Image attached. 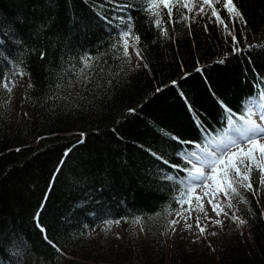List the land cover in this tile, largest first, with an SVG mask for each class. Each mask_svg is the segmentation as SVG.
Here are the masks:
<instances>
[{
	"label": "trees",
	"instance_id": "trees-1",
	"mask_svg": "<svg viewBox=\"0 0 264 264\" xmlns=\"http://www.w3.org/2000/svg\"><path fill=\"white\" fill-rule=\"evenodd\" d=\"M233 3L244 19L216 4L221 24L149 0H0V82L19 85L0 87V264H264V174L236 185L245 223L195 225L193 246L170 223L185 153L264 110V0Z\"/></svg>",
	"mask_w": 264,
	"mask_h": 264
},
{
	"label": "snow or ice",
	"instance_id": "snow-or-ice-1",
	"mask_svg": "<svg viewBox=\"0 0 264 264\" xmlns=\"http://www.w3.org/2000/svg\"><path fill=\"white\" fill-rule=\"evenodd\" d=\"M160 4L168 9V15L171 16L172 9L177 5L192 12L195 7V0H149V10L152 15H159V12H156L155 9L159 7ZM216 4H221L234 18H239L241 21L244 19L242 13L234 5L233 0H201L199 8L200 14H204L206 9H210L211 15L216 17V19L223 24L224 21L219 15ZM185 19H188V17L185 16ZM160 23V20H156L157 27L160 26ZM131 35L132 30L131 27L128 26L127 30L122 33L121 37L123 40L124 56L129 55L127 38ZM135 40L138 42L139 37H135ZM233 40H235V37H233ZM137 55H139L138 51ZM89 59L91 58L85 59V67L89 66ZM9 83H13V86L9 87ZM14 86V82L9 81L7 77L4 78L3 82H0V87L8 93L12 92ZM241 119H244V117H241ZM261 119H264V114H262ZM245 123L247 127L239 133L240 140L244 142L243 144L240 143V140L232 139L229 144L223 145L218 153L208 152L207 149H202V151L206 153L204 158H201L195 152L190 154L185 153V158L189 163H192V158H195L198 162L192 163L191 169H188V188L186 193L181 194V198L178 201L181 204L182 209L185 203L188 204L187 209H183V211L177 213L178 216H181V218L185 220L186 228L191 229L192 225L187 223L189 217L184 216V212H188L189 214L192 211L201 212L204 213V216L207 218V211L204 208L202 198L199 195H195L196 187L203 186L207 189V191L204 192V195L209 197L208 203L211 204L212 211L215 212L217 216H220L221 214L228 216L229 213L225 211V205L216 200L217 195L223 194V196L227 198L228 203L226 207L230 209L234 207L231 202L232 197L240 195L236 185L251 191L252 183L250 173L252 171H257L258 174H264V163L257 162L258 159L264 161V142H262L264 141V127H261L251 118V110L249 111ZM244 145L247 147L245 148ZM196 147L199 148V145ZM165 163H167V161H165ZM169 178L171 179V177ZM232 219L238 221L240 224L245 223V221L240 220L239 217L235 216L234 213L232 214ZM107 223L110 226L113 222L108 221ZM115 223H119V221H115ZM134 223H140L139 218L134 221ZM170 223L175 225L179 223V221L173 220ZM214 223L222 225V221L218 219L215 220ZM196 227L200 234L203 235L205 227L201 226L199 216L196 218ZM41 231L44 232L45 230L41 227ZM213 235H215V233H213ZM45 239H48L47 236H45ZM48 242L52 244L53 247H56L52 241L49 240ZM57 251H59L58 248Z\"/></svg>",
	"mask_w": 264,
	"mask_h": 264
},
{
	"label": "rangeland",
	"instance_id": "rangeland-1",
	"mask_svg": "<svg viewBox=\"0 0 264 264\" xmlns=\"http://www.w3.org/2000/svg\"><path fill=\"white\" fill-rule=\"evenodd\" d=\"M200 2L201 0H195V7L193 9L194 12H199V8H200ZM207 10V9H206ZM129 42H131L129 40ZM128 51L129 53L133 56L134 52H133V48L131 47V44L129 43L128 45ZM15 86L13 87L12 92L10 93L11 98H15L17 99L19 97V85L18 82L14 84ZM9 86H13L9 83ZM251 118L253 120L256 121L257 124H259L261 127H264V119H261L262 114H264V110L261 106H257V105H253L251 108ZM249 114V113H248ZM233 139H237L240 140V135L239 132L237 134L234 135ZM264 142V141H262ZM240 143L243 144L244 142L242 140H240ZM225 144H229L228 142H223L221 143L218 148H214L213 146L210 147V149H208V152H219L220 148L225 145ZM245 148L247 147L246 145H244ZM198 156H200L201 158H204L206 153L204 151L201 150V152H197L196 153ZM258 156V154H257ZM258 163H264V161H261L258 159L257 161ZM192 163H198L195 158H192ZM191 163V164H192ZM251 163V162H249ZM193 183H197V182H193ZM211 183V182H209ZM207 191L206 188H204L203 186H198L195 189V195H199L202 198L203 201V205L205 210L207 211V218L204 216V213L201 212H196V211H192L190 214L188 212H184V216L189 217L187 220V223L192 225L191 229H188L185 227V220L181 218V216H178L177 213L183 211V209H187L188 208V204L185 203L183 205V209L182 206L180 207L179 211L176 212L173 216L172 219L173 220H177L179 221V223L176 224V232L178 234L177 236V240L179 241V243L184 244V246H193L196 245L195 243H197L198 241V234L196 231V227H195V218L199 216L200 218V224L201 226L203 225H214L216 228H218L219 226H217L218 224H215L214 221L215 220H221L222 221V225H228L230 223H234L235 221H233L232 219V210L230 211L229 208L226 207V200L227 198H225L223 196V194H218L216 197V200L225 205V211H227L229 213L228 216H225L223 214H221L220 216H217L215 214V212L212 211V206L211 204L208 203V199L209 197L204 195V192ZM125 224L124 223H115L113 225L110 226V230L117 235H123L125 233ZM209 229V228H206ZM138 232H141L139 228H137Z\"/></svg>",
	"mask_w": 264,
	"mask_h": 264
}]
</instances>
